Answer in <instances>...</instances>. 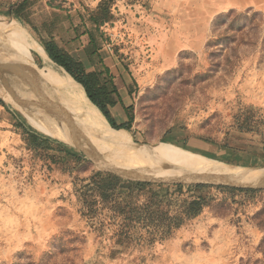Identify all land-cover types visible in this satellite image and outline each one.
<instances>
[{"label": "rangeland", "instance_id": "374dc122", "mask_svg": "<svg viewBox=\"0 0 264 264\" xmlns=\"http://www.w3.org/2000/svg\"><path fill=\"white\" fill-rule=\"evenodd\" d=\"M102 1L0 0L7 25L0 29V98L24 142L18 156L0 147V264H264V188L149 182L135 205L157 203L170 216H185V200H207L199 215L173 225L165 238L159 221L136 224L128 235L116 232L110 208L88 214L104 206L98 193L81 197L96 172L147 182L97 165L137 159L145 146L264 168V0H107V20L97 26L91 14ZM24 2L23 19L7 12ZM23 37L43 48L54 40L111 89L101 72L108 66L117 87L111 115L117 124L133 115L131 131L114 141L101 136L59 85L46 80V59L32 47L19 50ZM27 110L63 135L44 129ZM24 129L83 160L63 154L48 167L44 153L27 147ZM178 184L182 191L169 187Z\"/></svg>", "mask_w": 264, "mask_h": 264}, {"label": "trees", "instance_id": "16d2710c", "mask_svg": "<svg viewBox=\"0 0 264 264\" xmlns=\"http://www.w3.org/2000/svg\"><path fill=\"white\" fill-rule=\"evenodd\" d=\"M24 8L25 2L20 4L16 9L7 12L13 14L17 18L23 19ZM109 11L110 6L107 0L100 2L97 11H93L91 14V19L94 24L100 26L101 23H104L107 20L106 16ZM90 32L91 31L88 30V33ZM89 42L90 44L94 43V37L91 33L89 34ZM44 49L49 58L56 65L62 67L84 87L88 98L101 110L113 128L131 131V123L134 120L133 115L130 114V120L128 123L122 124H117L111 115L109 106L112 105L114 101L110 98V95L111 93L117 94V87L113 83V75L108 66L104 65V69L101 72L102 74L109 76V81L112 82L111 89L106 85H101V79L97 72L87 71L81 61L65 52L54 40L45 42ZM0 103L5 105L2 99H0ZM23 132L27 147L34 152L44 153V158L46 159L48 167L60 164L62 161L61 155L63 154L74 158L78 162L83 160L77 154L64 148L62 145L58 143L53 144L52 140L49 138L27 129H24ZM50 152H56L58 156ZM151 185L152 184L149 182L123 180L119 176L111 173L96 172L91 178H89V182L84 186L85 190L82 192L81 197L83 196L82 198L85 199L84 197L91 194V192H97L100 201L104 206L103 208L96 209L89 208L88 214L96 215L98 211L110 208V220L115 222L116 232L121 229L122 234L128 235L133 228H135L136 224H141L143 228H147L155 221H159L163 223L164 226L162 231H160V234H162L161 238H165L171 234L173 225L179 227L186 219L194 218L199 215L207 204V200L201 196L185 200L184 205L186 206V210L183 211L185 216H170L167 212L160 210V206L157 203H141L140 205H135L134 197L139 196L143 189L148 188ZM169 187L175 188L178 191L183 190V186L179 184L170 185ZM189 187L200 190L205 187V185L196 184L190 185ZM124 189H127L126 194L123 193ZM227 189L230 191L255 192L250 189L246 190L242 188L227 187ZM153 240L154 239L152 238L151 241Z\"/></svg>", "mask_w": 264, "mask_h": 264}, {"label": "bare ground", "instance_id": "6f19581e", "mask_svg": "<svg viewBox=\"0 0 264 264\" xmlns=\"http://www.w3.org/2000/svg\"><path fill=\"white\" fill-rule=\"evenodd\" d=\"M5 22H6L5 19L0 18V29L1 28L5 29V26H7L6 24H4ZM14 25L16 27H19L17 26V24ZM19 44H20L19 46L21 47V49L19 50H21V52H23V49L32 47L34 48L35 51H38L46 59L45 62L46 80L48 78V82H50L49 79H51L55 84L59 85V89L61 90V92L63 91L67 95L66 97L69 96V98H71L72 101H74L79 106V109L82 111V113L96 127V129L99 130L101 136L105 137L108 141L109 140L114 141L115 139L117 140L116 138L117 134L127 133V131L124 129L117 130L112 128V126L110 125L104 114L101 112V110L88 98L84 87L80 83H78L70 74H68L65 71L66 72L65 76L60 72H59L60 74L58 75V70H56V68H54L52 64L54 62L49 58L45 49L41 45L30 43L29 41L24 39V37L22 39V42L21 43L19 42ZM22 55H24V53ZM31 69L32 68H30V70ZM4 70L0 64V87L3 81L5 80ZM45 92L47 91L45 90ZM27 111L29 112V117L34 122L40 124L44 129H46L47 131L51 132L54 135H57L58 137L63 135V133L61 135V133H59V131H57L54 126L50 125V123L44 121L47 119L43 120L41 119L42 117L39 118V115L32 112V110L31 111L27 110ZM56 121H59V119L56 120L55 118L54 122ZM124 143L125 142H123V144ZM126 143H128V141ZM125 146L126 145H124V147ZM138 151L141 152V154L136 153L137 159H132L131 161L128 162L104 164L97 160L95 161H97V165L102 169H108L115 173L126 175L128 176V178L131 177L132 179H141V180H150V181H159V182L215 181V182L227 183L230 185L252 187V188H264V168H237V167L224 166L222 164L208 160L202 156H198L193 153H190L189 151L187 152L185 150H176L173 147H167V146L166 147L150 146V148L145 146V148L140 149Z\"/></svg>", "mask_w": 264, "mask_h": 264}, {"label": "crops", "instance_id": "0c3cea01", "mask_svg": "<svg viewBox=\"0 0 264 264\" xmlns=\"http://www.w3.org/2000/svg\"><path fill=\"white\" fill-rule=\"evenodd\" d=\"M4 106L0 103V147L3 146L2 152L18 156L21 154V145L24 142L22 136L14 131L12 119L6 113Z\"/></svg>", "mask_w": 264, "mask_h": 264}, {"label": "water", "instance_id": "95a60500", "mask_svg": "<svg viewBox=\"0 0 264 264\" xmlns=\"http://www.w3.org/2000/svg\"><path fill=\"white\" fill-rule=\"evenodd\" d=\"M109 171V170H108ZM113 172V171H111ZM115 173V172H114ZM115 174H118V173H115ZM120 175V174H118ZM122 176V175H121ZM129 179H132V178H129ZM137 180H141V179H137ZM144 181H147V182H159V181H150V180H144ZM170 182H179V183H183L181 181H170ZM215 181H194V182H188V183H213ZM185 183V182H184ZM215 183H218V184H226L228 186H232V187H243V188H252V187H244V186H237V185H230V184H227V183H222V182H215Z\"/></svg>", "mask_w": 264, "mask_h": 264}]
</instances>
